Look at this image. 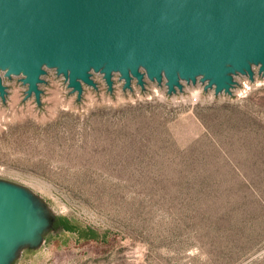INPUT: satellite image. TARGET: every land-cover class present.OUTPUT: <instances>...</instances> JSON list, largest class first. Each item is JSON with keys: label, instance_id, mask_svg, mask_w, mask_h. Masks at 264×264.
<instances>
[{"label": "rangeland", "instance_id": "obj_1", "mask_svg": "<svg viewBox=\"0 0 264 264\" xmlns=\"http://www.w3.org/2000/svg\"><path fill=\"white\" fill-rule=\"evenodd\" d=\"M252 66L219 94L200 78L126 88L119 72L109 89L93 70L80 96L46 66L40 100L1 70L0 183L45 221L6 264H264V75Z\"/></svg>", "mask_w": 264, "mask_h": 264}, {"label": "water", "instance_id": "obj_2", "mask_svg": "<svg viewBox=\"0 0 264 264\" xmlns=\"http://www.w3.org/2000/svg\"><path fill=\"white\" fill-rule=\"evenodd\" d=\"M253 64L264 75V0H0V72L23 73L37 100L46 66L80 96L85 84L97 86L93 70L109 89L119 72L126 88L147 76L172 93L200 78L232 93L235 74L254 79ZM34 223L24 193L0 183V264L35 237Z\"/></svg>", "mask_w": 264, "mask_h": 264}, {"label": "bare ground", "instance_id": "obj_3", "mask_svg": "<svg viewBox=\"0 0 264 264\" xmlns=\"http://www.w3.org/2000/svg\"><path fill=\"white\" fill-rule=\"evenodd\" d=\"M243 84H244V83H243ZM43 223H45L44 220H42L41 218L38 219V218L36 217V223H34V225H35L34 235H35V236L37 235L38 231L41 229ZM29 239L32 240L31 237H30ZM29 239H27V240H29ZM27 240L17 243L16 247H17L20 243H24V242H26ZM16 247L13 248V249L9 252L8 256L6 257L5 263L8 262L10 256H11V255L13 254V252L16 250Z\"/></svg>", "mask_w": 264, "mask_h": 264}, {"label": "trees", "instance_id": "obj_4", "mask_svg": "<svg viewBox=\"0 0 264 264\" xmlns=\"http://www.w3.org/2000/svg\"><path fill=\"white\" fill-rule=\"evenodd\" d=\"M80 227L77 226L76 224H72L70 227H68L66 230H69V231H79ZM94 237V236H93Z\"/></svg>", "mask_w": 264, "mask_h": 264}]
</instances>
